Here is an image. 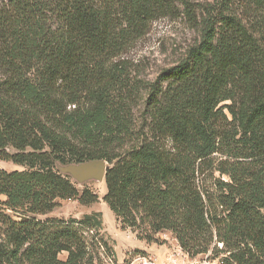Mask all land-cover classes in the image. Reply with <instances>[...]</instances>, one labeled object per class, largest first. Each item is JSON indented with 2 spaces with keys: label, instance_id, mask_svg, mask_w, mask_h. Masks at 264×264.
I'll return each mask as SVG.
<instances>
[{
  "label": "trees",
  "instance_id": "trees-1",
  "mask_svg": "<svg viewBox=\"0 0 264 264\" xmlns=\"http://www.w3.org/2000/svg\"><path fill=\"white\" fill-rule=\"evenodd\" d=\"M173 7L0 0V161L25 169L0 170V264H106L86 242L100 215L37 218L59 201L98 203L58 171L93 161L107 163L104 202L123 228L147 225L150 242L170 232L192 257L264 264V0L205 9L200 41L151 86L136 131L118 60ZM216 155L228 182L203 193L197 174Z\"/></svg>",
  "mask_w": 264,
  "mask_h": 264
},
{
  "label": "rangeland",
  "instance_id": "rangeland-1",
  "mask_svg": "<svg viewBox=\"0 0 264 264\" xmlns=\"http://www.w3.org/2000/svg\"><path fill=\"white\" fill-rule=\"evenodd\" d=\"M174 7L173 12L159 18L153 22L147 34L129 48L118 60L122 63L123 73L127 77V93L131 96L129 101L136 131L144 125V117L147 118L146 108L149 97V90L152 85L158 83L159 77L163 72L177 66L190 48L196 45L201 39V18L204 16L205 9L214 3V0H167ZM159 86L165 87L167 83L159 82ZM169 147V143L166 142ZM220 155L214 157V164L207 163L201 174H197V185L201 191L214 193L217 180L222 179L228 182L226 177L221 178L217 172ZM1 168L8 173L24 171L25 169L12 163L0 161ZM71 181L82 191L84 188L90 189L99 197L97 204L91 206H81L77 201H59L60 206L46 216L37 217L44 221L47 219H57L63 221L82 220L85 216L98 214L102 221L101 231H87L86 242L106 264H111L104 257L109 256L114 261L112 264H125L128 259L135 255H147L150 257L159 256L160 258L175 249L178 243L170 232H163L155 235L152 242L146 240L147 225H139L143 230L135 231L130 228H123L118 218L113 214L104 197L107 193L105 182L86 181L78 183L72 177ZM1 202H5L4 196L0 197ZM212 206L209 205V208ZM0 209H3L0 206ZM141 223V224H140ZM98 243L103 245L99 246ZM107 245V248L106 246ZM105 247V248H104ZM60 259L65 261L67 254L60 255Z\"/></svg>",
  "mask_w": 264,
  "mask_h": 264
},
{
  "label": "built area",
  "instance_id": "built-area-1",
  "mask_svg": "<svg viewBox=\"0 0 264 264\" xmlns=\"http://www.w3.org/2000/svg\"><path fill=\"white\" fill-rule=\"evenodd\" d=\"M219 248L223 249V246L219 245ZM226 256L227 255H222L220 258L214 259L212 252H209L207 255L192 257L178 244L175 249H170L169 252L161 258L159 256L150 257L144 254L135 255L130 257L125 264H225L222 258Z\"/></svg>",
  "mask_w": 264,
  "mask_h": 264
},
{
  "label": "water",
  "instance_id": "water-1",
  "mask_svg": "<svg viewBox=\"0 0 264 264\" xmlns=\"http://www.w3.org/2000/svg\"><path fill=\"white\" fill-rule=\"evenodd\" d=\"M107 163L104 161H93L79 165L59 166L58 171L66 176L72 177L78 183L86 181L104 182Z\"/></svg>",
  "mask_w": 264,
  "mask_h": 264
}]
</instances>
